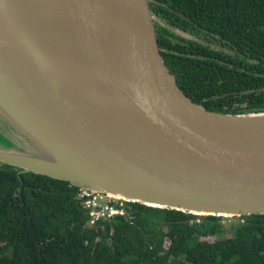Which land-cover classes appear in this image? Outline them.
<instances>
[{"label": "water", "instance_id": "95a60500", "mask_svg": "<svg viewBox=\"0 0 264 264\" xmlns=\"http://www.w3.org/2000/svg\"><path fill=\"white\" fill-rule=\"evenodd\" d=\"M0 162L154 207L264 214V111L189 98L148 0H0Z\"/></svg>", "mask_w": 264, "mask_h": 264}, {"label": "trees", "instance_id": "16d2710c", "mask_svg": "<svg viewBox=\"0 0 264 264\" xmlns=\"http://www.w3.org/2000/svg\"><path fill=\"white\" fill-rule=\"evenodd\" d=\"M148 3L163 61L189 98L264 111V0ZM18 170L0 162V264H264V214L239 215L224 236L222 216L126 201L123 215L87 226L79 187Z\"/></svg>", "mask_w": 264, "mask_h": 264}, {"label": "built area", "instance_id": "2783aa9c", "mask_svg": "<svg viewBox=\"0 0 264 264\" xmlns=\"http://www.w3.org/2000/svg\"><path fill=\"white\" fill-rule=\"evenodd\" d=\"M76 199L87 214V226H96L99 222L125 213V202L122 197L104 191L79 188ZM199 218L196 222H199Z\"/></svg>", "mask_w": 264, "mask_h": 264}, {"label": "rangeland", "instance_id": "374dc122", "mask_svg": "<svg viewBox=\"0 0 264 264\" xmlns=\"http://www.w3.org/2000/svg\"><path fill=\"white\" fill-rule=\"evenodd\" d=\"M239 220V215L234 216H222L221 225L223 227L222 232L224 236H230V227L232 223H235ZM209 240L213 241L215 237H209Z\"/></svg>", "mask_w": 264, "mask_h": 264}, {"label": "flooded vegetation", "instance_id": "af4514ba", "mask_svg": "<svg viewBox=\"0 0 264 264\" xmlns=\"http://www.w3.org/2000/svg\"><path fill=\"white\" fill-rule=\"evenodd\" d=\"M152 15H153V21H154V27H155V21H156L157 19H156V15H154L153 13H152Z\"/></svg>", "mask_w": 264, "mask_h": 264}]
</instances>
